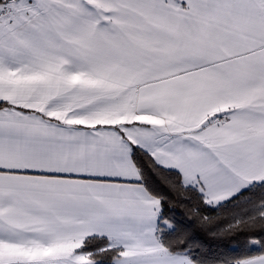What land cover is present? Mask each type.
Wrapping results in <instances>:
<instances>
[{
    "label": "snow or ice",
    "instance_id": "snow-or-ice-1",
    "mask_svg": "<svg viewBox=\"0 0 264 264\" xmlns=\"http://www.w3.org/2000/svg\"><path fill=\"white\" fill-rule=\"evenodd\" d=\"M0 264H264V0H0Z\"/></svg>",
    "mask_w": 264,
    "mask_h": 264
}]
</instances>
